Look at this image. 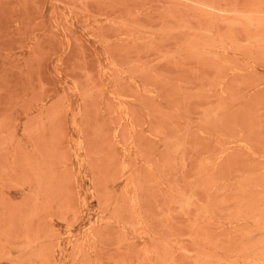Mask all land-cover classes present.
I'll list each match as a JSON object with an SVG mask.
<instances>
[{
  "label": "rangeland",
  "instance_id": "obj_1",
  "mask_svg": "<svg viewBox=\"0 0 264 264\" xmlns=\"http://www.w3.org/2000/svg\"><path fill=\"white\" fill-rule=\"evenodd\" d=\"M0 264H264V0H0Z\"/></svg>",
  "mask_w": 264,
  "mask_h": 264
}]
</instances>
